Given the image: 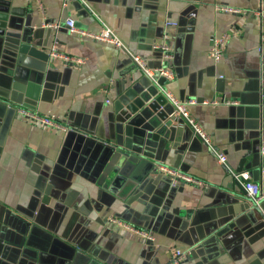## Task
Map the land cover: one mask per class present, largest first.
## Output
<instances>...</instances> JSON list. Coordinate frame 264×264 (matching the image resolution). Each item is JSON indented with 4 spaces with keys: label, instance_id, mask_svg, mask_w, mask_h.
Segmentation results:
<instances>
[{
    "label": "crops",
    "instance_id": "0c3cea01",
    "mask_svg": "<svg viewBox=\"0 0 264 264\" xmlns=\"http://www.w3.org/2000/svg\"><path fill=\"white\" fill-rule=\"evenodd\" d=\"M260 10L264 0H0V264H170L173 248L186 251L182 264H264L262 205L183 117L161 133L150 162L116 183L99 184L62 154L70 130L108 132L118 84L144 74L113 44L70 32L73 18L80 31L106 24L148 65H168L174 78L161 90L196 100L190 116L234 170H249L264 189ZM226 32L215 61L211 38ZM159 43L170 46V60ZM54 44L83 63L52 58ZM19 108L54 115L68 129L41 126ZM155 160L204 185H173Z\"/></svg>",
    "mask_w": 264,
    "mask_h": 264
},
{
    "label": "water",
    "instance_id": "95a60500",
    "mask_svg": "<svg viewBox=\"0 0 264 264\" xmlns=\"http://www.w3.org/2000/svg\"><path fill=\"white\" fill-rule=\"evenodd\" d=\"M134 77L117 86L114 119L108 132L67 133L62 154L69 155V166L82 169L99 184L121 181L138 163L150 162L155 145L165 141L160 139L161 133H167L176 119L174 105L161 90L167 78L156 75V81L146 74ZM70 146L73 150L69 153Z\"/></svg>",
    "mask_w": 264,
    "mask_h": 264
},
{
    "label": "built area",
    "instance_id": "2783aa9c",
    "mask_svg": "<svg viewBox=\"0 0 264 264\" xmlns=\"http://www.w3.org/2000/svg\"><path fill=\"white\" fill-rule=\"evenodd\" d=\"M82 2V0H79ZM87 8V7H86ZM217 10L225 11V12H231V13H245L244 10L233 8L229 6H219L216 7ZM257 15H261L264 17V11L260 10L256 12ZM66 25L70 32H78L83 35L89 36L91 38L108 42L110 44H113L120 50H122L124 53L130 55L135 63L138 65L140 70L152 77L157 81L155 78L156 75H159L160 77H165L167 79L174 78V72L172 69L168 67V65H161L158 67H152L146 63V61L141 58L139 55L133 54L131 50L128 48L126 43L117 35V33L108 25H103L99 32H89V31H80L76 27L75 20L73 18H68L66 20ZM230 38V34L228 32L223 33L221 35L213 36L211 38V47L209 50L210 57L215 60L219 61L223 55V51L225 48V45ZM155 49L162 51V57L166 60H170L171 58V49L170 46L165 43H159L154 45ZM49 54L52 58H59L62 60H65L67 62H72L74 64H81L83 63V60L81 58L68 55L62 51L59 50V48L54 44L52 48L49 51ZM165 94L171 101V103L174 105V114L176 117H183L186 122L193 128L197 136L203 140V142L209 146V148L216 154L218 161L227 168L228 172L231 175V178L233 181L239 183L243 189L244 192L249 199V201L252 202V204L261 207L262 203L264 202V189L260 186V184L254 180L252 177V174L249 170H243V171H236L234 170L230 163L228 162V156L224 151H221L217 149L213 143L210 135L204 130L202 126H200L191 116L188 110L187 105L191 103H196V100L194 99H188L186 101H182L179 98H177L172 92L165 91ZM204 102V101H203ZM227 103L231 104L233 103L230 100H213L210 103L213 104H219V103ZM204 103H207L206 101ZM17 113L22 115L23 117L29 119L32 122L38 123L41 126L49 127L54 130H67L68 126L61 123L60 120H58L54 115H42L38 113H34L30 110H27L25 108H19L17 109ZM157 169L161 173L168 174L171 178V182L173 185H176L179 181L189 182L196 185H204L203 182L191 175L182 173L178 170L172 169L164 164H158ZM112 222H116L117 224L123 226L124 228H127L129 230H132L133 232L145 236L152 240L151 234H148L147 232H144L141 229L134 228L130 226L129 224H126L122 222L121 220L111 218ZM186 256V251H184L181 248H173L171 250V257H170V264H182L184 258Z\"/></svg>",
    "mask_w": 264,
    "mask_h": 264
}]
</instances>
